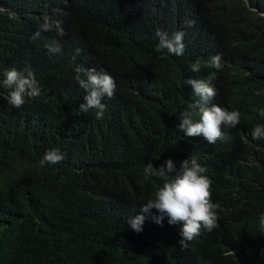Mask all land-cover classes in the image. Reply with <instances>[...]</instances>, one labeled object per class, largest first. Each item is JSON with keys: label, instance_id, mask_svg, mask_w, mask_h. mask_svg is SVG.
I'll return each mask as SVG.
<instances>
[{"label": "trees", "instance_id": "1", "mask_svg": "<svg viewBox=\"0 0 264 264\" xmlns=\"http://www.w3.org/2000/svg\"><path fill=\"white\" fill-rule=\"evenodd\" d=\"M0 7L20 15L0 13V74L24 67L42 90L20 110L0 97V264H264L255 243L264 140L242 133L264 125V0H0ZM49 17L59 27L41 30ZM184 24L188 47L177 28ZM157 31L184 32V54L157 52ZM46 43L61 51L47 56ZM216 54L224 61L218 100L241 111L243 127L205 147L176 126L187 78ZM197 59L202 68L192 72ZM77 65L118 70V97L98 123L73 114ZM51 149L64 159L39 167ZM193 156L213 179L221 227L182 250L155 227L156 209L142 212L175 174L146 176L144 168ZM141 214L136 233L128 221Z\"/></svg>", "mask_w": 264, "mask_h": 264}, {"label": "clouds", "instance_id": "2", "mask_svg": "<svg viewBox=\"0 0 264 264\" xmlns=\"http://www.w3.org/2000/svg\"><path fill=\"white\" fill-rule=\"evenodd\" d=\"M133 2L134 0H128ZM0 13L10 19L20 15L4 7ZM189 22V26L194 25ZM59 27L56 21L49 17L41 24L43 31H52ZM180 30L186 32L184 24ZM40 36L37 31L33 37ZM159 43L157 52L182 56L185 51V33L177 31L171 36L167 32L157 31ZM188 47V43H187ZM58 43H46L43 52L50 56L60 52ZM77 49V54L80 52ZM75 61V56L73 57ZM202 61L197 59L190 65L192 72H199ZM224 68V61L219 54L205 56L203 70L199 74L187 78L188 93L184 113L176 129L184 139L205 147H215L228 142L234 132L243 127V115L240 110L227 107L218 100V76ZM75 80L78 85V96L73 107L75 116L88 119L93 123L104 120L111 112L112 106L119 94L118 70L112 66L77 65L74 67ZM0 97L10 111L24 108L25 98H37L42 95L35 74L25 71L24 67L11 66L0 74ZM44 92V91H43ZM255 95H261L257 91ZM259 116L264 118V109L259 110ZM246 140L256 142L264 140V125L255 124L242 130ZM64 159L59 149L47 151L39 167L45 164H56ZM146 176L157 175L167 177L175 174L174 179L163 181L143 205L142 212L149 213L156 209L160 215L153 217L160 234L173 239L175 245L184 250L189 248L193 240H200L216 233L221 225L220 205L213 198V179L207 167L198 159L185 157L178 162L169 159L158 169L149 162L144 168ZM166 215V217H164ZM145 216L143 214L129 218L128 224L136 233L143 231ZM258 250L264 249V209L258 215V229L255 236Z\"/></svg>", "mask_w": 264, "mask_h": 264}]
</instances>
